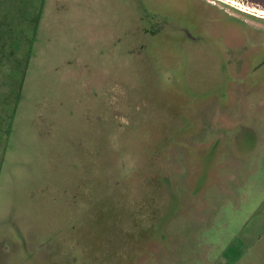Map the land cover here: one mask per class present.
Here are the masks:
<instances>
[{"label": "rangeland", "instance_id": "rangeland-1", "mask_svg": "<svg viewBox=\"0 0 264 264\" xmlns=\"http://www.w3.org/2000/svg\"><path fill=\"white\" fill-rule=\"evenodd\" d=\"M32 12L0 264H264V11L0 0Z\"/></svg>", "mask_w": 264, "mask_h": 264}, {"label": "trees", "instance_id": "trees-1", "mask_svg": "<svg viewBox=\"0 0 264 264\" xmlns=\"http://www.w3.org/2000/svg\"><path fill=\"white\" fill-rule=\"evenodd\" d=\"M32 21L33 12L29 26L23 18L17 20L0 17V106L6 112L7 118L3 117L5 121L11 119L14 113L13 100L21 86L23 66L29 51V33L33 28Z\"/></svg>", "mask_w": 264, "mask_h": 264}, {"label": "water", "instance_id": "water-1", "mask_svg": "<svg viewBox=\"0 0 264 264\" xmlns=\"http://www.w3.org/2000/svg\"><path fill=\"white\" fill-rule=\"evenodd\" d=\"M244 4L264 9V0H238Z\"/></svg>", "mask_w": 264, "mask_h": 264}, {"label": "bare ground", "instance_id": "bare-ground-1", "mask_svg": "<svg viewBox=\"0 0 264 264\" xmlns=\"http://www.w3.org/2000/svg\"><path fill=\"white\" fill-rule=\"evenodd\" d=\"M228 1H231L232 3L240 4V5L244 6V7H247L249 10L258 11L259 13H262L264 11V9H262V8H257V7L251 6V5H247V4H244V3H242V2H240L238 0H228Z\"/></svg>", "mask_w": 264, "mask_h": 264}, {"label": "crops", "instance_id": "crops-1", "mask_svg": "<svg viewBox=\"0 0 264 264\" xmlns=\"http://www.w3.org/2000/svg\"><path fill=\"white\" fill-rule=\"evenodd\" d=\"M14 35H16L15 33H13ZM33 34H34V32L32 31V29H31V31H30V33H29V41H28V49H30V45H31V42H32V39H33ZM29 52V51H28ZM27 58H28V55H27ZM27 58H26V60H25V65H26V61H27ZM23 72H24V66H23ZM23 72H22V74H23ZM21 81H22V77H21ZM21 85V84H20ZM19 90H20V87H19ZM19 90H18V92H19ZM18 94V93H17ZM15 98V100L13 101V103H14V105H16V98H17V95H16V97H14ZM12 103V104H13Z\"/></svg>", "mask_w": 264, "mask_h": 264}, {"label": "flooded vegetation", "instance_id": "flooded-vegetation-1", "mask_svg": "<svg viewBox=\"0 0 264 264\" xmlns=\"http://www.w3.org/2000/svg\"><path fill=\"white\" fill-rule=\"evenodd\" d=\"M262 16V15H261Z\"/></svg>", "mask_w": 264, "mask_h": 264}]
</instances>
